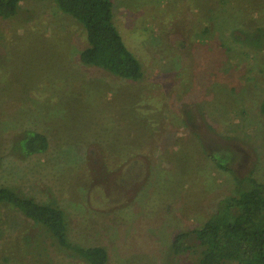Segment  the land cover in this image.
Here are the masks:
<instances>
[{
	"label": "rangeland",
	"instance_id": "1",
	"mask_svg": "<svg viewBox=\"0 0 264 264\" xmlns=\"http://www.w3.org/2000/svg\"><path fill=\"white\" fill-rule=\"evenodd\" d=\"M112 12L139 80L81 63L84 28L54 0L0 17V184L60 205L70 239L104 246L107 264H175L176 233L240 179L264 183V0H112ZM26 130L48 148L14 150ZM0 264L87 263L0 205Z\"/></svg>",
	"mask_w": 264,
	"mask_h": 264
},
{
	"label": "trees",
	"instance_id": "2",
	"mask_svg": "<svg viewBox=\"0 0 264 264\" xmlns=\"http://www.w3.org/2000/svg\"><path fill=\"white\" fill-rule=\"evenodd\" d=\"M21 0H0V17L15 15ZM84 28L87 45L78 53L81 63L100 67L116 76L139 80L143 70L127 48L114 22L112 0H54ZM264 114V99L260 103ZM47 136L26 130L13 149L22 155L48 148ZM221 167L226 165L217 156ZM1 163V157H0ZM234 194L221 199L217 210L199 227L179 231L169 249L175 264H264V183L250 178ZM0 205L19 210L52 238L64 252L87 264H107L108 252L101 245L74 243L68 234V215L55 202H41L15 187L0 184Z\"/></svg>",
	"mask_w": 264,
	"mask_h": 264
}]
</instances>
